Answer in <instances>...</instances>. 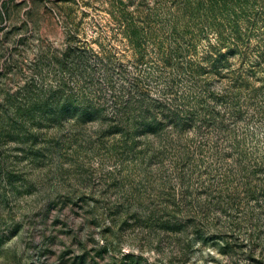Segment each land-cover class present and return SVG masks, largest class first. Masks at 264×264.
<instances>
[{"label": "rangeland", "instance_id": "374dc122", "mask_svg": "<svg viewBox=\"0 0 264 264\" xmlns=\"http://www.w3.org/2000/svg\"><path fill=\"white\" fill-rule=\"evenodd\" d=\"M0 264H264V0H0Z\"/></svg>", "mask_w": 264, "mask_h": 264}]
</instances>
